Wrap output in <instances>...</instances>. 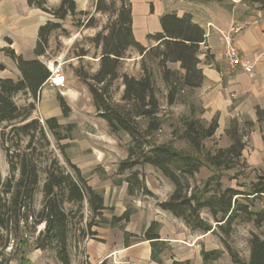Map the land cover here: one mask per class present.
Instances as JSON below:
<instances>
[{
	"label": "trees",
	"instance_id": "obj_1",
	"mask_svg": "<svg viewBox=\"0 0 264 264\" xmlns=\"http://www.w3.org/2000/svg\"><path fill=\"white\" fill-rule=\"evenodd\" d=\"M251 1L260 4L264 10V0ZM26 3L50 15V18L38 28L33 50L36 58L24 59L11 48L0 49L15 62L20 73L15 79L0 78V146L8 165L6 179L3 180L0 173V264H9L12 260L28 264L27 254L31 248L53 251L58 264H70L71 222L83 217L85 206L90 218L86 227L78 231L77 244L88 235H96V231L91 229L93 226L128 222L130 214L113 215L110 221H106L102 217L106 209L103 195L88 184L80 168L71 162L63 150L64 165L56 158L49 159L39 189L40 167L37 158L40 153L37 154V149L32 146L33 140L39 136L49 144L48 131L54 137L56 146L63 149L65 145L59 144L62 140L71 139L74 126L71 123L60 124L55 116L46 118L44 124L37 118H31L41 88L50 75V69L37 57L45 55L49 37L54 31H65L60 21L68 16L86 15L88 11H78L74 0H60L51 8L47 6V0H26ZM94 9L95 12L109 15L106 25L91 39L95 47L100 48L99 66L91 75L81 74L78 70L76 76L86 85L96 115L106 122L110 132H125L130 137L127 157L116 168L117 174L129 171L125 180L127 193L133 195L136 188L144 186L140 173L134 167L142 164L153 166L173 184L170 195L157 203L161 210L180 218L192 231L216 233L215 228L220 231L218 237L224 249H202L201 264L218 260L224 251L233 264H264V238L259 234L250 233L246 261L227 240L234 223L238 221L253 222L257 226L264 222V211L251 208L252 198L264 194V176H258L244 190L223 187L221 184L223 172L244 162L245 130L250 131L256 123L264 122V108L255 107L256 122L229 119L224 129L229 145L210 150L204 142L215 135L219 127L218 118L214 116L209 121L197 118L194 116V104L189 103V114L179 118L180 129L174 130L177 138L187 145V150L177 149L170 142H153L152 136L162 125L158 116L159 87L153 67L165 90L163 97L166 103H186L182 93L198 88L204 80L199 67V52L205 40V31L192 20L190 13L178 16L174 12H166L159 18L160 31L148 33L146 40L152 43L144 46L133 34L130 0H95ZM88 22V26L93 25L92 20ZM131 48L141 57L137 77L118 73L121 61ZM209 58L206 56V59ZM149 62H152L151 66ZM117 79L121 80L123 87L120 103L112 99V88ZM17 94L26 97L27 102L23 106L16 104L14 98ZM56 100L62 114L67 115L69 107L63 96L57 93ZM203 111V108L200 109V113ZM140 119L145 121L144 127L140 125ZM21 136L29 138L24 147L20 144ZM202 167L211 170V174L201 187L191 186L190 179ZM39 190L41 203L40 208L36 209L34 200ZM203 209L209 212L212 223L201 217ZM41 225L42 229L37 230ZM159 230L160 223L152 220L141 234L124 231L123 244L129 246L148 241L150 261L161 264L168 243L161 238ZM10 243L14 245L11 248L13 251L4 256L3 250ZM98 264L108 263L104 259ZM171 264H188V261L172 260Z\"/></svg>",
	"mask_w": 264,
	"mask_h": 264
},
{
	"label": "rangeland",
	"instance_id": "obj_2",
	"mask_svg": "<svg viewBox=\"0 0 264 264\" xmlns=\"http://www.w3.org/2000/svg\"><path fill=\"white\" fill-rule=\"evenodd\" d=\"M94 1L95 0H88L87 2L85 10L88 11V14H77L74 18L68 16L65 20L60 21L65 31L59 29L51 34L47 51L45 55L41 57L49 69L51 67L60 68L61 72L66 77V84L63 87L53 88V95L56 101V104H54L55 111L44 113L42 110L37 109L36 105L31 118H37L44 124V120L48 116H55L60 124L66 125L71 123L74 127L71 132V139L62 140L60 142L59 145H65L63 149L56 146L54 137L48 131H46V136L49 144L45 142L44 138L39 136H36L33 140L32 146L37 149V154L40 153V156L37 158L40 167L39 189L41 188L45 176L44 169L49 159L56 158L64 165L62 150L69 157L71 162L84 168H91V166L95 165L96 160H101L107 169L106 171L98 165L99 171L96 173V176L90 175L89 172L84 174L81 173L87 179L88 184L103 195L106 209L103 211L102 217L106 221H110L113 215L119 216L124 212H129L130 214L128 222H119L114 226L108 225V222L103 223L101 226H93L91 229L92 231H97L96 235L94 237L88 235L85 239L80 241V244H77V240H79L78 231L86 227L90 218L87 206H85L83 209V217L79 220L78 218L73 219L71 222L69 250L72 264L81 262L84 264H91L96 260L99 263L104 259L107 260L108 264H118L113 257L98 258L96 260H91L93 261L91 262L90 256L87 255V240H93V243L97 245H101L107 241V245L111 246L114 240L117 242L120 233H123L125 229L141 234L152 220L163 222V228L159 222L163 236H168L172 242V245L170 246L168 244V248L162 254L165 260V262H162L163 264H166V262L171 264L172 260L188 261V264H197V259L198 264H200V252L202 249L211 250L218 248V245L220 249H224L218 237L220 235L219 229L215 228L213 224L216 233L207 232V236H201V231L190 230L180 218L173 216L168 211L161 210L157 206V203L165 200L170 195L173 190V184L156 168L149 164H142L134 167V170L140 173L139 177L144 186L142 188H136V192L133 195L127 193V182L125 180L128 178L129 171L123 174H117L116 168L119 162L127 157L130 137L125 132H118L116 134L110 132L106 122L96 115L86 85L76 76V71L78 70L81 74L91 75L99 66L100 48L95 47L91 39L106 25L109 15L95 12ZM132 1L130 0V2ZM243 1H245L252 10H259L264 13L260 4L251 0ZM223 2V4L228 7L234 5L232 0H223ZM50 3L49 0L47 6L50 8L54 7L53 5L51 6ZM77 10L79 11L80 9L77 7ZM89 20H92V26H88ZM136 36H139V34L137 33ZM151 43L152 42L146 40V45L148 44L149 46ZM140 61V55L134 49H129L126 52V57L121 61L118 73L120 75L122 73H127L136 77L139 76ZM148 64L151 66L152 62ZM171 67H175V65H171ZM153 71L154 78L159 87L158 97L160 100V108L158 116L162 125L161 129L154 133L151 140L155 143L170 142L177 149L187 150V145L177 138L174 130L177 131L180 129L179 118L189 114V103H193L195 106L196 110L194 116L208 121L204 119L206 113L204 111L200 113V109L202 108L198 101V89L196 88L182 93V97H184L186 103L177 102L173 105H168L163 97L165 90L158 79L159 76L155 67H153ZM122 89L121 80L117 79L112 88V99L114 102L120 103ZM57 93L63 96L69 107V112L65 116L62 114L56 100ZM14 100L18 106H23L27 102L26 97L22 94H17ZM242 119L247 118L243 117ZM139 123L142 127L145 126V121H143V119H140ZM224 128L223 122L220 123L215 135L205 140L204 144L208 149L213 150L218 147H226L229 145L230 142L224 134ZM254 131L260 133L264 144V123L260 125L256 124L252 130H245L244 140L246 141L245 149L247 150H252L254 148V141L252 140V133ZM28 141V137H20V144L22 147L26 146ZM262 154L264 156V150L261 151L260 155L257 154L255 156L256 160L254 165L247 162V158L242 156L244 160L243 163L245 164L241 163L233 169L223 172V177L221 179L222 186L244 190L249 183L255 182L258 176H264V157L262 159L260 158ZM0 173L3 180L8 176V165L1 146ZM210 174L211 170L202 167L199 172L190 179V185L201 187ZM252 199L251 208L256 211H264V196ZM40 203L41 193L39 190L34 200L36 209L40 208ZM201 217L212 223L211 216L206 209L201 211ZM42 227V225L38 226L37 230L42 229ZM252 232L264 238V222L257 226L253 222L238 221L234 223L233 231L227 239L244 261L248 258V239ZM104 238H106V240H104ZM130 240L133 241V238H130ZM12 244L13 243H10L9 246L3 250L4 256L12 253L13 250L11 248L14 247ZM32 250V248L29 249L27 254V259L29 260L28 264H58L55 260L53 251ZM12 261V264L18 263L17 260ZM209 264L233 263L227 252L224 251L223 255L218 260L210 262Z\"/></svg>",
	"mask_w": 264,
	"mask_h": 264
},
{
	"label": "crops",
	"instance_id": "obj_3",
	"mask_svg": "<svg viewBox=\"0 0 264 264\" xmlns=\"http://www.w3.org/2000/svg\"><path fill=\"white\" fill-rule=\"evenodd\" d=\"M74 1L80 10H85L88 0ZM47 2L49 4V0ZM50 2L51 6H55L59 0H50ZM232 2L234 5L231 7L224 5L223 0H136V2L133 0L131 2L133 34L144 46H148L145 35L160 31L159 18L166 12H174L178 16L190 13L192 20L204 29L205 40L200 45L199 52V67L204 80L197 88L198 101L206 113L204 119L209 121L217 116L218 124L223 122L225 128L228 120L232 118L246 117L256 122L255 107L264 108V13L252 10L243 0H232ZM49 18L50 15L41 10L29 7L26 0H0V49L11 48L24 59L36 58L33 50L37 31ZM232 25L239 26L240 32L233 35L231 43L245 61L253 63L251 73L239 68H231L224 57L226 47L224 36ZM137 33L139 36H136ZM206 56L210 57L209 60ZM41 57L37 58L43 62ZM19 76L15 62L0 51V78L15 79ZM53 88L55 87L46 84L41 88L36 105L37 109L44 113L53 112L55 108ZM252 140L254 148L247 150L245 147L242 156L254 165L255 156L261 154L264 144L262 136L257 131L252 133ZM263 157L262 154L260 158ZM98 165L104 171L107 170L101 160H96L91 168L78 166L83 174L89 172L90 175L96 176L99 171ZM159 222L163 228V222ZM124 231L138 234L129 229ZM159 234L170 246L172 245L171 239L163 236L161 229ZM201 236H207V233H202ZM87 241V255L90 256V261L113 257L118 264H155L149 258L148 241L125 246L122 232L117 242L114 240L111 246L107 245V241L101 245L93 243V240ZM218 248L220 249L219 245ZM163 261L165 262L164 259ZM12 263L13 261L9 264ZM196 263L198 264V259ZM91 264H98V261ZM166 264L170 263L166 262Z\"/></svg>",
	"mask_w": 264,
	"mask_h": 264
},
{
	"label": "built area",
	"instance_id": "obj_4",
	"mask_svg": "<svg viewBox=\"0 0 264 264\" xmlns=\"http://www.w3.org/2000/svg\"><path fill=\"white\" fill-rule=\"evenodd\" d=\"M238 32H240V27L237 25H232L227 34L224 36L226 43L224 57L231 68H239L242 71L251 73L253 70V63L245 61L240 56V53L237 48H235L231 43L233 35L237 34ZM44 84L49 85L51 87H63L66 84V77L61 72L59 67H51L50 75Z\"/></svg>",
	"mask_w": 264,
	"mask_h": 264
}]
</instances>
